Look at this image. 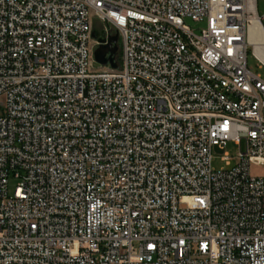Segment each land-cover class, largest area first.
I'll list each match as a JSON object with an SVG mask.
<instances>
[{
	"label": "built area",
	"instance_id": "2783aa9c",
	"mask_svg": "<svg viewBox=\"0 0 264 264\" xmlns=\"http://www.w3.org/2000/svg\"><path fill=\"white\" fill-rule=\"evenodd\" d=\"M250 47L257 0H0V264H264Z\"/></svg>",
	"mask_w": 264,
	"mask_h": 264
},
{
	"label": "rangeland",
	"instance_id": "374dc122",
	"mask_svg": "<svg viewBox=\"0 0 264 264\" xmlns=\"http://www.w3.org/2000/svg\"><path fill=\"white\" fill-rule=\"evenodd\" d=\"M257 10L260 15H264V0H257ZM188 22L192 23L190 20H188ZM120 47H121V40H120ZM119 54L120 52H118L117 54L118 57ZM248 65L253 72L260 74L264 78V67H260V62L253 54L251 47L249 48ZM237 153H238V145L231 141L228 142L225 148L216 147L214 149V159L212 162V166L218 170L222 168H228L229 165L226 163V160H224L223 157L226 154H228L231 157H235ZM232 164H234V160H232ZM250 170L252 174L264 175V164L257 166L252 165ZM18 183H19L18 179L11 177L9 179V184H8L9 191L13 192ZM188 202H189V198H182L180 203L181 205H188Z\"/></svg>",
	"mask_w": 264,
	"mask_h": 264
},
{
	"label": "water",
	"instance_id": "95a60500",
	"mask_svg": "<svg viewBox=\"0 0 264 264\" xmlns=\"http://www.w3.org/2000/svg\"><path fill=\"white\" fill-rule=\"evenodd\" d=\"M92 35L97 38L99 42L98 46L94 50L95 60L103 65L110 63L113 68H117L118 63L116 61V56L118 54V46L116 45V42L118 40V34L105 38H99V33L95 29Z\"/></svg>",
	"mask_w": 264,
	"mask_h": 264
},
{
	"label": "flooded vegetation",
	"instance_id": "af4514ba",
	"mask_svg": "<svg viewBox=\"0 0 264 264\" xmlns=\"http://www.w3.org/2000/svg\"><path fill=\"white\" fill-rule=\"evenodd\" d=\"M116 34H118V33L111 32V33L108 34V35H106V34H104V33H100V34H99V38H105V37L112 36V35H116ZM116 45L118 46V52H119V49H120V37H119V35H118V40H117V42H116Z\"/></svg>",
	"mask_w": 264,
	"mask_h": 264
},
{
	"label": "bare ground",
	"instance_id": "6f19581e",
	"mask_svg": "<svg viewBox=\"0 0 264 264\" xmlns=\"http://www.w3.org/2000/svg\"><path fill=\"white\" fill-rule=\"evenodd\" d=\"M253 31L258 34L259 33V26L257 24H255L253 27H252Z\"/></svg>",
	"mask_w": 264,
	"mask_h": 264
}]
</instances>
